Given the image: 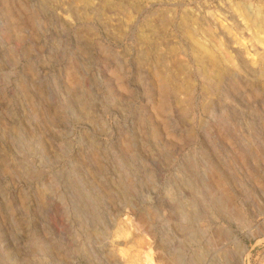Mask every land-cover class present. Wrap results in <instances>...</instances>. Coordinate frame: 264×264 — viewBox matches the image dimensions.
Returning a JSON list of instances; mask_svg holds the SVG:
<instances>
[{
	"label": "rangeland",
	"instance_id": "1",
	"mask_svg": "<svg viewBox=\"0 0 264 264\" xmlns=\"http://www.w3.org/2000/svg\"><path fill=\"white\" fill-rule=\"evenodd\" d=\"M0 264H264V0H0Z\"/></svg>",
	"mask_w": 264,
	"mask_h": 264
},
{
	"label": "bare ground",
	"instance_id": "2",
	"mask_svg": "<svg viewBox=\"0 0 264 264\" xmlns=\"http://www.w3.org/2000/svg\"><path fill=\"white\" fill-rule=\"evenodd\" d=\"M201 74V73H200ZM155 77L158 79V81L160 82L159 83V86H160V88L162 87L163 88V90H164V93L165 94H168V93H170V89L168 88V86L165 84V82H164V77L165 76H163V74H162V72H160V70H158V71H155ZM204 78H205V80H206V82H213L212 80H210V78L208 77V75H206V76H204ZM213 85H215V84H213ZM166 97V96H165ZM166 100H167V98H166ZM164 100L162 99V100H160V102H158L157 103V108H162L163 107V105H164ZM217 178V177H216ZM217 180V182H218V185L220 184V185H223L224 184V181H223V179L221 178V176L220 177H218V179H216ZM216 183V182H215ZM215 185V184H214ZM217 185V186H218ZM216 186V187H217ZM219 188H220V186H219ZM226 190V189H225ZM220 192H221V196H218V198H216V202L214 203V205H215V207H217L218 208V210L220 209V211H222V209H223V207L224 208H226V209H231V211H232V213L233 214H235V216L236 217H239V219H240V214H239V212H237L234 208H232V207H230L231 205H232V203H231V198L228 196V194H227V192H225L224 190H220ZM223 192V193H222ZM226 211V210H225ZM231 211H227L228 213H230V215H232L233 216V214H231ZM148 216V215H147ZM237 221H238V218H237ZM239 222H241V221H239ZM236 245V244H235ZM238 248V247H237ZM235 250H236V248H235ZM239 250H241L242 251V249H239ZM237 253V252H236ZM147 257V259H148V255L146 256ZM202 258V257H201ZM145 259V258H144ZM148 261H149V259H148Z\"/></svg>",
	"mask_w": 264,
	"mask_h": 264
}]
</instances>
